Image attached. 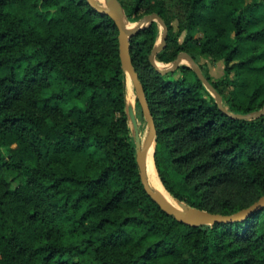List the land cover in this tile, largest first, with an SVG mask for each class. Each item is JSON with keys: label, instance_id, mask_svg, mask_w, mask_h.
<instances>
[{"label": "trees", "instance_id": "obj_1", "mask_svg": "<svg viewBox=\"0 0 264 264\" xmlns=\"http://www.w3.org/2000/svg\"><path fill=\"white\" fill-rule=\"evenodd\" d=\"M118 1L128 19L163 17L158 60L183 50L223 60L219 78L200 66L224 106H264V0ZM158 37L153 21L130 52L156 124L159 178L188 206H249L264 194V113H226L190 65L156 69ZM1 69L0 264H264V208L190 225L145 191L109 14L88 0H0Z\"/></svg>", "mask_w": 264, "mask_h": 264}, {"label": "water", "instance_id": "obj_2", "mask_svg": "<svg viewBox=\"0 0 264 264\" xmlns=\"http://www.w3.org/2000/svg\"><path fill=\"white\" fill-rule=\"evenodd\" d=\"M88 2L97 10L109 14L116 22L119 29V47H120V57L122 61V65L127 73V86L128 79L130 78L133 83L136 99L141 104V108L143 114L147 120L149 125L148 134L144 140L140 137L136 138V159L139 168V176L145 191L151 196V198L157 202V204L167 213L174 215L178 220L183 221L190 225H201V224H215L217 222H229L240 220L251 214L253 211L264 208V194H262L257 200L251 203L249 206L243 207L233 213L223 214L218 212H211L209 210L188 206L184 202L175 198L169 191V193L178 201L180 204L184 206L186 213L181 212L177 207H175L172 203H169L164 196L159 192V190L153 184L147 163V153L150 146L155 143V135H156V124L153 118V115L150 111L149 104L146 99L145 91L142 85V82L139 78L138 72L136 71L131 57L130 52V37L138 31L140 28H143L153 21H157L163 27V33L161 35L160 43L155 44L152 52L149 56L151 63L156 67V69L165 73L168 70L177 68L180 64H182V59L186 58L189 61V65L195 70L199 78L202 80L203 84L207 89L216 97V101L221 109H223L226 113L231 114L235 117H243V118H253L264 113V106L254 112L242 114V113H233L227 109L223 104V97L217 91V89L213 86V84L209 81L205 73L203 72L201 66L197 63L195 58L187 51L179 53L176 58L172 61L171 66H167L165 68H161L158 64L156 53L164 48L167 44L168 37V25L163 19L162 16L159 15L158 12H152L144 15L133 27H129L128 18L126 16L125 10L121 3L118 0H109V4L104 6L100 4L98 0H88ZM128 95V93H127ZM127 108V105H126ZM132 116L133 108H132ZM127 113L131 125V119L127 108ZM132 129V127H131ZM153 151V158H154ZM155 161V160H154ZM160 177V176H159ZM161 180V178H160ZM162 181V180H161ZM163 183V182H162ZM164 185V184H163ZM165 187V185H164ZM166 188V187H165Z\"/></svg>", "mask_w": 264, "mask_h": 264}, {"label": "rangeland", "instance_id": "obj_3", "mask_svg": "<svg viewBox=\"0 0 264 264\" xmlns=\"http://www.w3.org/2000/svg\"><path fill=\"white\" fill-rule=\"evenodd\" d=\"M105 3L106 4H104V6H107L109 4V0L106 1ZM144 15H146V14H143L139 19H128V22L134 23V25H135ZM173 24H174L173 29H174V31H176L178 29L176 20L173 21ZM158 27H159V37H158L157 42H156L157 44L160 43L161 35L163 33V27L159 23H158ZM184 34L185 33L183 32L180 35V37H179V41L180 42L183 41ZM181 52H185V51L183 50V51H180L179 53H181ZM197 59H198V60H196L197 63L199 65H202V67L204 68V70H206L214 78H219V77H221L223 75V73H224V63H223V60L213 59V58H211L207 54H198V53H197ZM157 61L161 63V65H160L161 68H165L167 66H171V64H172V61H170V62H164V61H160L158 59H157ZM182 64L189 65L190 63H189V61L186 58H183L182 59ZM23 68H24V63H22L21 65H19L17 67L19 76H21L22 71H23ZM5 72H6L5 69H1L0 70V74H4ZM129 94H130V97H133L134 98L133 105L131 106V111H132V108H133L134 118L129 113L130 119H131L132 131H133V134H134V136L136 138L140 137L142 140H144L145 137L148 134L149 125H148L147 120H146V118H145V116L143 114V111L141 112L140 109L137 106L136 93H135V89H134L133 83L131 82L130 78L128 79V95ZM128 95H127V98H128ZM11 175L12 174H10V176ZM183 209H184V206H183ZM184 211H185V209H184ZM185 213H186V211H185Z\"/></svg>", "mask_w": 264, "mask_h": 264}, {"label": "bare ground", "instance_id": "obj_4", "mask_svg": "<svg viewBox=\"0 0 264 264\" xmlns=\"http://www.w3.org/2000/svg\"><path fill=\"white\" fill-rule=\"evenodd\" d=\"M98 1H99L100 4L104 5V4H106L105 2L108 1V0H98ZM128 25H129V27H133L134 23L128 22ZM158 64L161 65L160 62H158ZM133 101H134V98L130 97V94H129L128 98H127V107H128V112L130 113L131 116H132L131 106L133 105ZM153 144L150 146V148L148 150V153H147V163H148V169H149L150 178H151L153 184L155 185V187L164 196V198L169 203H172L175 207H177V209H179L181 212L185 213V211L183 209V206L175 198H173L171 196V194L166 190V188L164 187V185L160 181V178H159V175H158V172H157V168H156V165H155V161H154V158H153V151H154V145Z\"/></svg>", "mask_w": 264, "mask_h": 264}]
</instances>
